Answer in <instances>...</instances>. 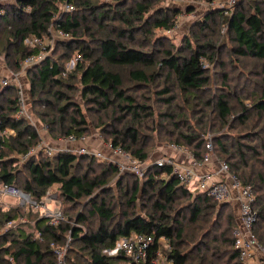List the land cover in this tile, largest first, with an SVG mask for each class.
<instances>
[{"label":"trees","instance_id":"obj_1","mask_svg":"<svg viewBox=\"0 0 264 264\" xmlns=\"http://www.w3.org/2000/svg\"><path fill=\"white\" fill-rule=\"evenodd\" d=\"M65 1L17 0L16 3L0 4V8L5 10L0 14V53H4L9 68L18 71L24 58L38 52L37 47L24 43L27 36L47 34L51 25L71 33L70 40L59 41L51 56L27 71L32 97L30 105L37 106V109H31L33 115L46 125L50 136L56 140L71 134L77 138L90 135L91 122L88 114L95 115V128L100 130L98 131L105 140L114 147H121L134 158L145 161L148 151L146 137L141 129L145 125V119L153 117V107L147 99L139 101L133 91L147 88L161 76L162 70H167L166 76H175L177 86L185 95L186 101L198 98L200 92L211 84L204 59L215 60L216 45L209 41L190 45L188 40L186 46L181 48L184 52L174 53L163 48V55L159 57L154 50L144 49L146 43L134 37L136 29L132 25L134 19L141 18L148 26L145 31L151 32L150 23L145 21L144 14L153 8V0H136L133 5H128L129 0H115L113 3L69 0L75 8L63 12L61 5ZM249 1L253 2L251 10L246 8V0H241L228 16L224 15L223 10L211 8L201 21V28L210 29L214 24L223 22L234 41L233 54L264 59V1ZM154 11L149 19L152 20V25L170 29L175 25L170 16L178 15L181 9L159 7ZM140 14H143L142 17ZM56 15L60 17L55 20ZM117 20L124 22L126 26H118L114 23ZM76 52L82 53L83 60L64 75L67 61ZM227 79L228 76L224 74L223 82ZM262 80L260 96L252 106H246L245 100L238 98L245 89L236 93L240 109L238 118L242 125L240 133L247 131L245 135L240 138L213 135L212 144L214 150L218 149L225 156L223 160L228 163L231 172L243 183L253 186V206L258 215L253 230L264 247V139L260 141L258 131H248L251 128L256 130L263 123L264 76ZM235 89L236 92L237 87ZM160 92L171 93L172 89L165 87ZM79 97L83 99V104L77 100ZM230 97L221 91L204 99L203 105L214 107L216 121L213 117L204 115L196 119L195 126L191 125L184 109L169 107L163 113L166 119L163 122L170 126L164 132L166 140L170 144L188 148L197 159H203L207 152L206 133L225 127L231 119ZM245 98H249V95L246 94ZM175 101V95L166 99L168 105ZM18 107L17 86H3L0 83V131L7 127L15 130L13 135H6L4 138L0 135V182L15 185L38 200L46 195L50 186L57 184L65 220L52 225L47 217L31 206H11L4 209L0 205V226L4 227L13 220L17 223L13 226L15 229L11 227L0 234V264H55L53 246L65 244L69 236L71 240L76 239L82 250L87 252V257L83 256V262L73 261L67 254L69 264H114L121 258L127 259L129 264H138L130 257L110 256L104 252L105 249L113 248L118 239L133 232L154 235V247L158 246L160 236H168L171 244L168 254L174 259V264H220L217 260L222 257L228 258L229 264H246L235 248L233 231L238 219L230 210L231 204L218 203L203 192L192 193L171 174V167L168 165H152L142 177L126 173V176L134 177V187L131 191L127 189L129 197L126 208L119 215L112 202H108L105 197L99 200L97 194V190L106 184L105 177L111 171H118L113 162L102 166L99 175L91 176L92 161L88 163V169H80L82 160L93 159L91 157H95L94 155H78L73 151L59 150L52 156L43 153L34 155L21 167L15 154L36 146L40 142V135L31 122L15 117ZM201 112L206 113L203 110ZM163 122H158L156 127L151 128L157 130ZM253 141L257 142L256 145L247 143ZM163 173L167 176H161ZM121 182L120 178L119 189H122ZM140 192L151 201V210L146 207L145 214L131 209ZM82 197L88 198L87 204L91 207L89 216L100 218L99 226L93 229L88 223V215L81 211L77 213V223H87V232L71 223L73 217L66 216L67 208L63 205V201L76 204ZM180 198H185L186 201L174 207ZM171 209H174L173 215L168 213ZM27 213L30 217L35 215L32 221L34 232L20 226L25 222H21L19 218L26 217ZM186 213L189 214L186 218L191 225L197 224L198 230L209 226L216 229L223 227L224 230L220 235H215L211 242L199 241L194 248L196 251L184 252L181 250L184 237L190 234L193 240L197 237L195 232L185 231L183 220ZM221 218L224 222H220ZM38 231L43 240L35 237Z\"/></svg>","mask_w":264,"mask_h":264},{"label":"rangeland","instance_id":"obj_2","mask_svg":"<svg viewBox=\"0 0 264 264\" xmlns=\"http://www.w3.org/2000/svg\"><path fill=\"white\" fill-rule=\"evenodd\" d=\"M6 0H0V2H5ZM95 3L99 2H105V3H113L115 0H92ZM136 0H129L128 5H133ZM241 0H237V2L229 5L228 3H225L226 6H221L218 4H212L209 1L205 0H192L189 2H182L179 0H153V8L147 12L145 15V21H148L150 23L149 28H151V32L147 33L145 31V28L148 26L144 24L142 19H134L133 24L135 26L136 31L134 32V37H136L138 40H142L141 42L145 41V47L144 49L147 51L154 50L155 53L161 57L163 53L161 52L163 48H168L174 53H180L184 52L181 50L183 46H186L187 41L190 40V45H198L200 43H205L209 41L212 44H215V50L217 51V55L215 60L214 59H204L206 69L209 71L208 73L211 76V84L207 86L204 91L200 92L199 97L196 99H192L190 102L185 100V95L182 93V90L177 86V82L175 79V76L173 74L167 75V70H162L161 76L157 77L147 88H137L133 91L135 95L138 96L139 101H143L144 99H147L146 101L152 105L153 107V119L152 118H146L145 119V125L143 124V127L141 131H143V135L146 137V149L148 151V157L145 161L148 163L154 165V162L157 158H159L166 150V146L170 144V141L166 140L164 136V132L168 129H170V126H168L167 123H164L163 121H166V119L163 117V113L168 110L171 106H177V110H183L185 113H187V117L191 120V125H196V119L199 117H202L204 115H207V117H213L214 121H216V112H213L214 107H209L208 105H203L202 101L204 99H208L211 95H214L218 92H226L231 97V105H232V116L229 121V123L221 128V129H214L206 133V137L209 138V136L213 135H226L231 137H237L240 138V136L245 135L247 131H242L240 133V130L242 129V125L240 123V120L238 116L240 115V109H239V103L237 101L236 93L238 91H242V89H245L244 94L241 93V96H238V98H243L245 102L247 103L246 106L250 107L254 104V100L260 96V91L263 87V80L262 77L264 76V59H256L253 57H238L235 54L232 53V48L234 46V41L231 38V34L228 33L226 24L221 22V24H212V28L206 29L201 28V21L204 19L206 12L208 10H211V8H216L217 10H223L224 15L228 16L231 12H233L236 7L238 6L239 2ZM264 1V0H262ZM246 8L248 10H251V6L253 5V2L246 0ZM127 5V6H128ZM224 5V4H223ZM264 7V2L262 4ZM163 7V8H180L181 11L178 15H171V19L174 21L175 25L170 29H164L159 27H154L152 25V20H149L150 17L154 15V10L156 8ZM143 14H140V16ZM142 17V16H141ZM118 26H126L124 22H121L120 20H117V22H114ZM54 32V31H53ZM125 40H129L126 38ZM129 43H132L131 41ZM57 47V46H56ZM55 51V50H54ZM5 59V55L3 52L0 53V59ZM6 60V59H5ZM222 63H225L224 66H222ZM158 70L159 68L156 67ZM15 72V71H14ZM226 74L228 76V79L226 82H223V75ZM167 77V78H166ZM26 89H29L28 84L25 85ZM170 87L172 89L171 93H161L160 91L165 88ZM235 87H237V91L235 92ZM254 93V94H253ZM248 94L249 98H245V95ZM171 95L176 96V101L173 102V104L168 105L166 102V99L169 98ZM239 95V94H238ZM27 96L29 99V107L33 109H37V106L30 105L31 103V92H27ZM80 99H77L81 104H83V99L79 97ZM196 101V102H195ZM201 110L205 111L201 112ZM88 117L91 122V133L93 131L97 130L95 128L94 120L93 118L96 117L95 115L88 114ZM206 118V117H205ZM38 122V128L41 130V135H45L48 132V128L45 124L41 123L39 119H37ZM163 122L162 126L157 127V130L152 129L151 127H156V123ZM144 123V122H143ZM220 125V124H218ZM99 130V129H98ZM97 130V131H98ZM100 131V130H99ZM99 133L100 138L105 144H110L109 141L104 139V136ZM248 131L255 133L258 131V136L261 139H264V119L261 126H259L256 130L255 129H249ZM50 136V134H49ZM49 136L48 139H49ZM89 137V135H85ZM51 141L56 140L53 139L51 136ZM229 140H234L233 138H229ZM226 141V140H225ZM230 141V142H231ZM256 142V141H255ZM254 141L253 142H247L253 145H256ZM73 148V147H71ZM260 149V148H259ZM261 151V150H260ZM93 159H84L82 160V169L80 170H86L88 169V163L92 161V169L93 171L90 173L91 176L99 175L102 172V166H106L107 161L102 160L98 157H91ZM213 158L215 160H223L225 156L220 153L218 149L213 151ZM129 172L122 173L119 170L117 172L111 171L105 178H106V184L97 190L98 199L105 197L108 202H112V205L114 206V210L119 215L121 210H124L126 208V201L129 197V191H131L134 187V177L131 175L126 176ZM121 178V188L119 189V183L118 180ZM56 186H58L56 184ZM104 188L107 190L105 191ZM58 189V188H57ZM105 191V192H104ZM59 193V192H58ZM57 198L61 202L59 196L57 195ZM4 201L9 204H16V198L5 196ZM186 201L185 198H180L174 207L178 206V204H182ZM88 198L82 197L78 201H76V204L74 203H68L63 201V205L65 208H67L66 216L73 217L72 224L78 225L83 229V232H87L88 226L87 223H77L76 216L78 212H83L88 215L89 220L88 223H90V226L93 229H96L100 224V218L97 216H89V211L91 210L90 205L87 204ZM7 205V204H6ZM19 206V205H14ZM48 206L50 208L55 207V203L51 202L48 203ZM151 210V201L147 200L143 197L142 193L140 192L136 198V201L132 203L131 209L136 211L137 213H146V208ZM230 210L232 211L234 217L238 215V207L234 204H231ZM171 215L174 214V209L169 210ZM29 214H26L27 222L21 223L20 226L25 228L27 231L34 232L35 229L33 227V220L35 215H32L30 217ZM189 214L186 213L185 218L183 220L184 227L186 233L195 232L197 235V239L194 240L191 238V234L189 236H185L184 239V245L182 246L181 250L184 252L191 253L194 248L196 247V244L199 241H204V243L211 242L212 238L215 235H220L221 232L224 230V228L216 229L215 227L210 228L206 227L205 229H199L197 228V224L191 225L188 218ZM67 218V217H66ZM220 222H224V220L221 218ZM219 223V222H218ZM9 227H6V225L0 226V234L1 232H5L6 229ZM12 229H15L13 227ZM208 236L204 237L203 235ZM210 233V234H208ZM68 243V239L66 240L65 244H60V246H66ZM70 249V252H69ZM228 249V247H227ZM196 251V250H194ZM105 252V251H104ZM67 254L73 258V261L76 260V262H83L84 257H87V252L83 251L80 247V244L77 242L76 239L70 240L68 243V249ZM218 263L220 264H229L230 261L228 258L222 257L219 258ZM114 264H129L127 259L121 258L120 260H116Z\"/></svg>","mask_w":264,"mask_h":264},{"label":"built area","instance_id":"obj_3","mask_svg":"<svg viewBox=\"0 0 264 264\" xmlns=\"http://www.w3.org/2000/svg\"><path fill=\"white\" fill-rule=\"evenodd\" d=\"M17 0H6L5 2L16 3ZM182 2H189L192 0H179ZM5 2H0L3 4ZM237 2V0H214L212 4L226 6ZM224 4V5H223ZM75 6L69 0H66L61 5V11L69 12L74 10ZM29 10V7L26 8ZM4 8H0V14L4 13ZM60 15H56L58 19ZM54 31V32H53ZM71 33L63 29L56 28L54 25L50 26L49 32L42 36L30 34L24 39V43L30 47H37L38 52L28 55L21 61V68L18 71H12L6 60L0 59V83L3 86L14 84L19 91V107L16 118H24L31 122L37 129L40 135V142L27 150L26 152L15 154L21 167L24 163L34 155L43 153L52 156L59 150L73 151L78 155L88 154L94 155L107 162H113L122 173L129 172L138 177L144 176L147 169L152 164L147 161H142L134 158L130 153L126 152L121 147H114L111 143L105 144L111 151L112 156H107L102 150L95 149L89 145L83 144L79 146H67L58 148L47 141V136L41 135V130L38 128V122L29 107V99L26 89V83L29 86V79L27 71L30 67L42 62L45 58L51 56L56 49L59 41L70 40ZM83 60L82 53L76 52L69 61H67L64 69V75L72 71L79 62ZM15 134L12 128H4L0 131V135L4 138L6 135ZM49 135V133H47ZM87 136L77 138L71 134L65 137H60L57 140L65 144H71L78 140L85 142ZM173 149L185 155L186 159H179L171 154L164 153L156 159L154 165L164 167L168 165L171 167L172 175H175L181 185H184L192 193H205L211 199L218 203L228 202L235 204L238 207V222L234 228L235 248L239 252L240 259L246 264H264V247L257 239L253 227L257 221L258 215L253 206L255 201V193L253 186L249 183H243L241 179L231 172L230 167L224 160H216V166L210 168L208 164L214 160L213 158V144L212 136H209L206 147L207 152L203 159H197L194 153L188 148L169 144ZM1 159V157H0ZM161 176H167L163 173ZM58 186L53 184L47 189L46 195L38 200L32 197L31 193L9 183L0 182V205L4 209L14 205L23 207L31 206L33 210L39 211L40 214L48 218V222L52 225H57L65 220V215L61 209V202L57 198ZM9 196L16 198V204H9L4 201V197ZM54 202L55 207L52 209L48 203ZM7 204V205H6ZM21 222H27V218L20 217ZM16 220L10 221L6 227L15 226ZM37 238L43 240L41 232H37ZM71 237H68V243ZM156 239L154 235L149 233L133 232L127 237H121L117 240L113 248L105 249V253L110 256L124 255L130 257L138 264H174V259L169 256L168 252L171 250L169 237L162 235L158 238V246L154 247ZM66 246L54 245V252L56 254L55 264H69L67 258Z\"/></svg>","mask_w":264,"mask_h":264},{"label":"crops","instance_id":"obj_4","mask_svg":"<svg viewBox=\"0 0 264 264\" xmlns=\"http://www.w3.org/2000/svg\"><path fill=\"white\" fill-rule=\"evenodd\" d=\"M46 136H49V135H47L46 134ZM47 138V141L50 143V144H52V145H54L55 147H58V148H64V147H67V146H71V147H74V146H79V145H83V144H86V145H89V146H91V147H93V148H95V149H99V150H102L107 156H112V153H111V151L106 147V145H105V143L102 141V139L100 138V136H99V133H98V131L97 130H95V131H93L92 132V134L91 135H89V137H87V139H86V141L85 142H82L81 140H78V141H76V142H74V143H69V144H65L64 142H60V141H58V140H52L51 141V138H50V136H49V139H48V137H46ZM167 148H166V150H165V152L164 153H167V154H171V155H173V156H176V157H178L179 159H186V157H185V155L184 154H182L181 152H179V151H177V150H175V149H173L171 146H166ZM163 153V154H164ZM214 166H216V160L214 159V160H212V162H210L209 164H208V167H210V168H212V167H214ZM231 204V203H230ZM235 205V204H234ZM238 216V215H237Z\"/></svg>","mask_w":264,"mask_h":264},{"label":"water","instance_id":"obj_5","mask_svg":"<svg viewBox=\"0 0 264 264\" xmlns=\"http://www.w3.org/2000/svg\"><path fill=\"white\" fill-rule=\"evenodd\" d=\"M225 203H228V202H222V204H225Z\"/></svg>","mask_w":264,"mask_h":264}]
</instances>
